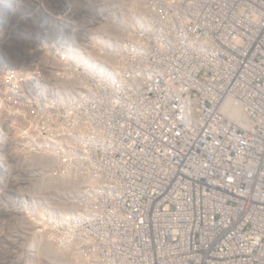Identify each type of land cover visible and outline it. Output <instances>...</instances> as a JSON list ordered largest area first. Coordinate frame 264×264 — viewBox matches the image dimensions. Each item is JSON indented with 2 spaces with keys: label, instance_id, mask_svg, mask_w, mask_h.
<instances>
[{
  "label": "built area",
  "instance_id": "2783aa9c",
  "mask_svg": "<svg viewBox=\"0 0 264 264\" xmlns=\"http://www.w3.org/2000/svg\"><path fill=\"white\" fill-rule=\"evenodd\" d=\"M35 10L36 49L0 61V200L45 186L24 264H264V0Z\"/></svg>",
  "mask_w": 264,
  "mask_h": 264
},
{
  "label": "rangeland",
  "instance_id": "374dc122",
  "mask_svg": "<svg viewBox=\"0 0 264 264\" xmlns=\"http://www.w3.org/2000/svg\"><path fill=\"white\" fill-rule=\"evenodd\" d=\"M37 3L38 0H16V2L15 0H12L11 3L7 4L6 7L9 11H7L6 18L3 22V28H5L7 31L3 38L0 39V61L6 59V63H2L3 66L11 64L13 66L21 67L24 64H22L23 59L24 61L27 60V53L30 54V52H33L31 51L32 49H36L38 43H34V41L32 39L29 40V38L31 36L30 34L33 32V29L36 30L37 21L35 20H37L36 18H39V14L37 15L35 13V11H37L35 10ZM30 43H32L33 46H31ZM16 58L20 62H16ZM16 173L17 171L13 169V174L16 175ZM18 174L19 176L23 175L21 171H18ZM19 185L20 187H24L23 182ZM14 190L20 192L16 189V187ZM9 202L14 208L15 213L10 217L11 221L10 219L6 220L0 216V224L7 226L12 222V224H21L24 226V205L23 208H20L18 206V201H13L10 199ZM6 204L9 203L0 200V213L4 211L3 206ZM12 229L15 230L14 227H12ZM0 241H2V238H0ZM3 242L8 243L6 241ZM12 251L15 254L16 252H22L21 248L12 249ZM4 252L6 257L7 251L4 250ZM21 256L22 258L20 260L23 261L17 260L18 262L16 264H24V253H22ZM5 257L0 255V264H4Z\"/></svg>",
  "mask_w": 264,
  "mask_h": 264
},
{
  "label": "bare ground",
  "instance_id": "6f19581e",
  "mask_svg": "<svg viewBox=\"0 0 264 264\" xmlns=\"http://www.w3.org/2000/svg\"><path fill=\"white\" fill-rule=\"evenodd\" d=\"M39 2H40V0H38L37 4H39ZM36 19L38 20V18H36ZM37 20H35V21H37ZM6 31L5 32L2 31V35L0 36V39L3 38ZM30 35L31 36H30L29 40L32 39L35 42L37 39V35H38L37 28H36V30L33 29V32ZM30 44H32V43H30ZM15 61L20 62L17 58L15 59ZM25 63L26 62H24V64ZM0 151H4V150L0 149ZM0 156L2 158V157H4V154L1 152ZM21 165L24 167V164H21ZM7 167H8L7 173L10 175V177L4 179V181L2 183V184H4V186L2 184L0 185V188H2L0 191V194L2 193L3 190H6V186H8L9 184L14 185L16 183V180H17V177L15 176V174H13V169L15 168V166L9 164ZM24 171H25V173L33 171L32 177L37 176V173H38L34 167H30L29 169L24 170ZM40 179H41V181L43 180V178H40ZM28 182H29V179L24 178V187H22V189L20 191L22 193H18V195H17V196H20V198L18 200V206L20 208H23V205H24V197H23L24 190L29 192V190H28L29 187H27ZM44 188H45V186L43 187V186L39 185L35 188L34 191L29 192L30 194H33V195H31V198L34 196H37V194H42ZM17 189H20V186H18ZM7 190H13V189H12V187L9 186L7 188ZM5 193L3 195H5ZM49 194H51V193L49 192ZM5 202H7L9 204H6L3 206L4 211H2L0 213V216L5 218L6 220H9L10 217L15 213V210L12 207L11 203L9 202L8 197L6 198ZM10 221H11V219H10ZM12 227H14L15 230H13ZM0 238H2V241H0V255L2 257H5L6 254H5L4 250L7 251V256L4 258V264H16L18 262L17 260H20L22 258V256H21L22 253H24V259H25L24 226L23 225L12 224V222L10 225H7V226H3L2 224H0ZM3 241H6L8 243H4ZM43 242L46 245V241L43 240ZM32 243L34 244L33 240H32ZM38 244H39V240H38ZM18 248H21L22 252H16V254L13 253L12 249H18ZM42 252H44V251H42ZM46 252L49 253V250L47 249ZM8 257H9V260H8ZM0 260H1V258H0ZM20 261H23V260H20Z\"/></svg>",
  "mask_w": 264,
  "mask_h": 264
}]
</instances>
